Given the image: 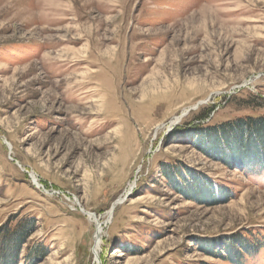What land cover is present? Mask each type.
<instances>
[{
  "label": "rangeland",
  "instance_id": "1",
  "mask_svg": "<svg viewBox=\"0 0 264 264\" xmlns=\"http://www.w3.org/2000/svg\"><path fill=\"white\" fill-rule=\"evenodd\" d=\"M250 117L264 0H0V264H264Z\"/></svg>",
  "mask_w": 264,
  "mask_h": 264
},
{
  "label": "trees",
  "instance_id": "2",
  "mask_svg": "<svg viewBox=\"0 0 264 264\" xmlns=\"http://www.w3.org/2000/svg\"><path fill=\"white\" fill-rule=\"evenodd\" d=\"M262 121H264V119H262V118H258V119H256V118H248V121H247V124H249V122L251 123V124H257V125H259L260 123H263ZM242 125H244V122H242L241 120H239V121H236V123L235 124H233V125H230V126H226V125H224V126H221V127H219L220 129H222V133H221V135H222V137L224 138V141H223V143L221 142V144H222V146H220V147H223V146H225V144L227 145V147H225V148H229V149H231V146H230V143H226L227 142V138H228V132L229 131H231V132H234V133H236L237 131H242V129H244L245 127L244 126H242ZM256 125V126H257ZM244 127V128H243ZM211 131H213L215 128L214 127H211V128H209ZM208 129V130H209ZM225 131H227V133H225ZM249 131V130H248ZM210 132V131H209ZM234 133H232L234 136V139H233V143L234 144H237L238 146H242V144H244V142H245V140H242V138H241V136H242V134H244V133H239V135H237V134H234ZM249 133V135H248V137L250 138V141L249 142H252V143H254V141L253 140H251L252 139V135L250 134L251 132H248ZM248 138V139H249ZM225 142V143H224ZM252 145V144H251ZM219 146V145H218ZM217 146V147H218ZM24 236V235H23Z\"/></svg>",
  "mask_w": 264,
  "mask_h": 264
},
{
  "label": "bare ground",
  "instance_id": "3",
  "mask_svg": "<svg viewBox=\"0 0 264 264\" xmlns=\"http://www.w3.org/2000/svg\"><path fill=\"white\" fill-rule=\"evenodd\" d=\"M187 110L188 109H185V110H183V112H182V114L180 115V117L182 116V115H184L185 113H187ZM179 119V117H175V118H173L172 120H171V125L173 124V123H175V121H177ZM4 144L8 147V148H10V143H8V141L7 142H4ZM31 177H32V179H33V181L34 182H36V179H35V177L33 176V174L31 175ZM39 183V182H38ZM116 204V203H115ZM112 208V207H111ZM90 219H92L93 221H96L97 219H96V217L93 215V213H91V212H89V211H83ZM110 216H111V210L108 212V219L110 218ZM88 218V219H89ZM96 223V222H95ZM103 224V223H102ZM102 224L101 223H97V226H96V230H95V234H94V242H93V255H94V257H95V260L98 262V249H99V246H100V244H101V236H100V234H101V232H102V228L103 227H101L102 226ZM103 234V233H102Z\"/></svg>",
  "mask_w": 264,
  "mask_h": 264
}]
</instances>
